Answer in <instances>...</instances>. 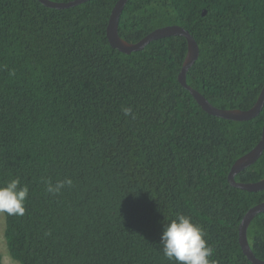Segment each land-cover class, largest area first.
<instances>
[{
  "label": "trees",
  "instance_id": "obj_1",
  "mask_svg": "<svg viewBox=\"0 0 264 264\" xmlns=\"http://www.w3.org/2000/svg\"><path fill=\"white\" fill-rule=\"evenodd\" d=\"M117 1L0 0V186L18 177L29 189L24 215L5 213L9 254L21 264H176L160 238L183 214L204 230L214 264H255L239 231L264 189L234 186L229 173L261 140L264 106L249 120L207 112L179 80L182 35L131 53L114 47ZM171 24L199 44L192 87L220 108L256 103L264 0H128L119 32L137 42ZM42 178L73 184L52 195ZM262 179L264 151L236 175ZM248 239L264 259V212Z\"/></svg>",
  "mask_w": 264,
  "mask_h": 264
},
{
  "label": "water",
  "instance_id": "obj_2",
  "mask_svg": "<svg viewBox=\"0 0 264 264\" xmlns=\"http://www.w3.org/2000/svg\"><path fill=\"white\" fill-rule=\"evenodd\" d=\"M42 3L49 7L55 8H67L83 3L87 0H69V1H54V0H40ZM128 0H118L112 9V13L107 26V35L111 44L118 48L120 51L125 53H131L133 51L144 48L152 40L171 36V35H182L186 37L188 42V53L183 62L181 72L179 74L180 82L194 95L199 104L209 113L233 120H249L256 117L264 106V87L260 93V96L256 103L249 109L239 108H220L212 104L209 99L201 93L198 89L192 87L187 81V73L193 66L199 57V44L192 33L185 27L178 24L166 25L159 27L148 33L142 39L137 42H131L123 38L119 32V22L121 14L127 4ZM206 13V11H204ZM264 151V128L263 135L258 144L250 151L239 157L229 173V180L232 185L247 189L250 191H259L264 189V179L255 182H242L236 180V175L247 168L248 166L255 163ZM264 212V201L251 207L244 215L240 223V243L244 253L248 258L255 264H264V259L258 257L251 248L248 239V229L255 218V216Z\"/></svg>",
  "mask_w": 264,
  "mask_h": 264
},
{
  "label": "clouds",
  "instance_id": "obj_3",
  "mask_svg": "<svg viewBox=\"0 0 264 264\" xmlns=\"http://www.w3.org/2000/svg\"><path fill=\"white\" fill-rule=\"evenodd\" d=\"M123 111L125 115H130L132 110L125 108ZM43 182L46 191L52 195L59 194L66 186L71 187L73 184L70 178L55 184L50 180ZM28 194V187L21 186L18 177L0 186V213L23 216ZM204 237L205 233L200 225L194 223L190 217L178 214L163 228L160 238L163 254L168 260L176 261V264H214L210 260L213 248Z\"/></svg>",
  "mask_w": 264,
  "mask_h": 264
},
{
  "label": "rangeland",
  "instance_id": "obj_4",
  "mask_svg": "<svg viewBox=\"0 0 264 264\" xmlns=\"http://www.w3.org/2000/svg\"><path fill=\"white\" fill-rule=\"evenodd\" d=\"M0 260L1 264H21L9 254L5 237V213H0Z\"/></svg>",
  "mask_w": 264,
  "mask_h": 264
}]
</instances>
